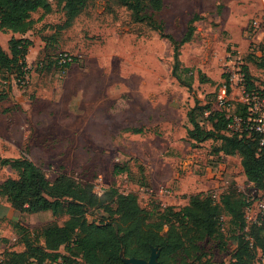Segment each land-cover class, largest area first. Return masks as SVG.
Listing matches in <instances>:
<instances>
[{"label":"rangeland","instance_id":"374dc122","mask_svg":"<svg viewBox=\"0 0 264 264\" xmlns=\"http://www.w3.org/2000/svg\"><path fill=\"white\" fill-rule=\"evenodd\" d=\"M47 1L51 11L32 12L24 35L0 29V46L9 57L17 39L25 37L31 44L20 81L15 79L16 62L0 68V183L18 178L11 160L25 156L49 181L65 173L92 185L97 195L109 188L135 194L152 221L165 207L182 208L183 199L193 194L218 191L219 199L227 193L253 201L264 198V186L246 179L239 153L216 154L218 141L196 143L187 135L192 128L188 112L204 127L211 126L202 120L200 110L214 106L217 90L226 80L229 56L240 57L255 81L264 84V64L250 53L259 50L253 44L260 34L255 37L252 23H264V0H230L231 8L226 10L236 4L246 15L234 23L231 19L228 29L218 17L221 8L213 11L214 0H165L159 14L148 0H138L139 13L157 16L156 21L161 15L165 32L176 40L186 35L188 21L194 19L179 48L176 74L170 39L162 37L152 23L134 20L121 0H90L68 21L63 1ZM176 2L180 8L172 16ZM194 12L201 16L195 18ZM64 53L72 61L60 66L57 58ZM133 129L141 133H132ZM217 174L220 180L207 184ZM143 181L147 186H140ZM108 204L110 210L100 204L86 206L83 218L96 224L118 219L116 203ZM9 205L0 196V256L42 246L40 229L50 223L62 225L67 219L50 211L20 213ZM18 223L30 233L24 241ZM217 226L221 233L217 238L189 232L184 240L187 249L168 264H229L237 237L252 240L250 225L239 230L222 216ZM129 243L133 245V240ZM153 250L158 252V247ZM60 252L64 264H84L73 240ZM26 258L30 264H40L37 257ZM43 261L57 262L53 256ZM253 264H264L261 251Z\"/></svg>","mask_w":264,"mask_h":264},{"label":"trees","instance_id":"16d2710c","mask_svg":"<svg viewBox=\"0 0 264 264\" xmlns=\"http://www.w3.org/2000/svg\"><path fill=\"white\" fill-rule=\"evenodd\" d=\"M63 1L62 9L66 20H73L86 7L90 0H59ZM131 9L134 20H144L153 24L162 37L169 38L172 43L173 73L179 68V48L187 40L192 31V19L188 24L187 33L182 39L176 40L167 34L161 20L156 17L139 13V1L121 0ZM152 9L158 13L162 8V0H148ZM41 9L44 14L51 11V4L47 0H0V29L24 35L31 24L32 12ZM196 18V16H195ZM30 41L25 37L17 39L11 48L9 57L0 46V68L16 62L17 73L15 79L20 81L25 74V57L30 47ZM256 57V56H255ZM260 59L264 64V58ZM261 64V65H262ZM65 64L64 66H67ZM246 75V86L250 91L255 86V78L250 74L246 65H243ZM261 84V83H260ZM209 111L205 116L204 112ZM235 113L243 114L240 104H236ZM192 114V113H191ZM188 112V121L192 128L187 130L188 137L193 142L201 143L205 140L218 141L214 152L232 155L239 153L241 165L246 179L254 186H264V147L259 148L254 134L247 136L246 132L240 135L227 127L229 120L223 110L212 109L210 106L201 108L202 120L210 122V127H204L201 121L195 119ZM218 126V127H217ZM220 128V129H218ZM137 130H134L136 132ZM220 132L222 135H218ZM12 166L18 170V178H7L0 183V196L4 197L11 207L26 214L50 211L53 215H66L62 225L50 223L40 229L43 245L29 247L30 252L15 253L5 251L4 264H30L28 256L37 257V263L44 264L47 256H53L54 264H64V255L58 250L61 246L74 241L80 251L84 264H125L123 257L148 259L151 249L158 247L159 264H168L176 260L180 251H185V239L189 232L200 235L220 236L217 220L227 217L231 226L239 230L246 228L244 219L245 199L233 198L229 193L214 202L210 194H193L188 197V203L176 210L174 207H165L157 221L150 219V213L139 207L135 194H123L116 188H109L97 195L92 185L82 184L73 177L61 173L53 181H49L44 171L25 156L11 160ZM139 171L143 170L138 165ZM147 186L143 181L140 186ZM109 201L116 203L115 212L118 219L105 223H88L83 218V210L88 205L100 204L110 210ZM22 229L20 237L24 241L30 233L26 227L16 224ZM76 239H73L76 232ZM252 240L237 237V246L234 249L229 264H253L258 250L264 254V218L259 224L250 225ZM18 235V238H20ZM133 240V245L130 241ZM123 249V253L121 252ZM52 254V255H51ZM45 257V258H44ZM34 260V259H33Z\"/></svg>","mask_w":264,"mask_h":264},{"label":"built area","instance_id":"2783aa9c","mask_svg":"<svg viewBox=\"0 0 264 264\" xmlns=\"http://www.w3.org/2000/svg\"><path fill=\"white\" fill-rule=\"evenodd\" d=\"M252 31L255 35L260 34L259 39L253 45H258L257 51L250 50V53L259 58H264V23L254 20L252 23ZM252 45V46H253ZM72 57L64 53L57 58L60 66L69 64ZM244 61L240 57L237 60L229 56L226 64V80L220 85L215 95L214 106L212 109L223 110L226 118L229 120L227 127L236 131L239 135L246 132L247 136L254 134L258 141L259 148L264 147V84H257L256 88L248 90L246 86V75L243 70ZM238 90L239 99L236 104H240L244 110L243 114L235 113L234 100L231 98V92ZM209 111L204 112L207 116ZM170 194L169 192H166ZM127 194V193H123ZM210 196L214 202L219 199L218 191L210 192ZM244 219L246 225L259 224L264 218V198L253 201L252 197H245ZM256 209V211H255ZM222 219V217H221ZM4 254L0 256V264H4ZM59 261V260H58Z\"/></svg>","mask_w":264,"mask_h":264},{"label":"crops","instance_id":"0c3cea01","mask_svg":"<svg viewBox=\"0 0 264 264\" xmlns=\"http://www.w3.org/2000/svg\"><path fill=\"white\" fill-rule=\"evenodd\" d=\"M49 2V1H48ZM214 2L216 3V6H215V8L213 9V11L215 10V9H217V7L219 6L220 8H221V11L219 12V16L218 17H222L223 18V22L225 23V25H223V28H229V26H231V24L232 23H234L235 21H241L242 19H244V16L246 15L245 14V9H243V8H241L239 5H236V4H233L232 5V9L233 10H231V9H229V10H226L227 8H229L230 7V0H214ZM164 3H166L165 2V0H162V6H163V4ZM180 6V4H178L177 2L175 3V4H173V6H172V11H171V14L170 15H174L175 14V12H176V10H177V8H180L179 7ZM231 8V7H230ZM162 9V8H161ZM161 11L162 10H160L159 12H158V14L159 13H161ZM157 14V15H158ZM211 14H213V12L211 13L210 11H209V15H211ZM193 16H201L200 14H198V13H196V12H194L193 13ZM231 19L233 20V22L231 23ZM159 20H161L162 22H163V24L165 25L166 24V22L163 20V18H162V16L160 15V18H159ZM191 20V19H190ZM189 22L190 21H188V24H189ZM188 26V25H187ZM186 26V27H187ZM185 29H187V28H185ZM256 83L257 84H260V82H257L256 81ZM231 98L234 100V102H238V99H239V92H238V90H233L232 92H231ZM235 106H236V103H235ZM137 131L136 132H134V129L131 131L132 133H141V130H139V129H136ZM190 139V138H189ZM193 141V140H192ZM218 154H221L222 156H225V157H228V156H230V155H228V154H224V153H222V152H219ZM17 158H19V157H17ZM222 166H220V168H221ZM224 167H225V165H224ZM222 169V168H221ZM223 174V171L221 172L220 171V174ZM220 174L218 175H216V177L218 178H216V180L214 181V180H208V183L207 184H210V183H214V182H216V181H218V180H220L219 179V176H220ZM215 178H211V179H215ZM179 179V178H178ZM189 197V196H188ZM188 197L187 198H185V199H183V203H182V205L183 206H185L187 203H188ZM168 199H169V197H168ZM9 204V203H8ZM10 206V209H12V210H14L12 207H11V205H9ZM19 224V223H18ZM16 225V224H15ZM20 225V224H19ZM22 226V225H21ZM59 252H60V248H59V250H58ZM60 253H63V252H60Z\"/></svg>","mask_w":264,"mask_h":264},{"label":"water","instance_id":"95a60500","mask_svg":"<svg viewBox=\"0 0 264 264\" xmlns=\"http://www.w3.org/2000/svg\"><path fill=\"white\" fill-rule=\"evenodd\" d=\"M157 258H158V252H156L152 248L147 261L144 259L135 258V257L126 258V259H124L123 257V261L125 264H157Z\"/></svg>","mask_w":264,"mask_h":264}]
</instances>
